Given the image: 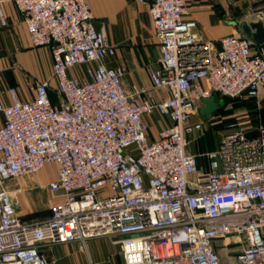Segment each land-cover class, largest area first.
I'll return each instance as SVG.
<instances>
[{"label":"built area","instance_id":"built-area-1","mask_svg":"<svg viewBox=\"0 0 264 264\" xmlns=\"http://www.w3.org/2000/svg\"><path fill=\"white\" fill-rule=\"evenodd\" d=\"M10 1L53 64L32 100L15 88L9 105L0 100V264H51L43 244L86 250L101 237L114 239L125 264H223L220 250L232 246L241 249L230 264H264V125L251 135L233 124L214 150H189L207 130L204 99L258 98L264 45L233 35L216 49L187 18L189 0H133L148 5L160 44L149 73L170 97L156 101L107 65L116 47L88 0ZM155 110L172 125L151 141L146 118ZM49 164L57 177L44 188L60 199L48 217L25 221L10 184Z\"/></svg>","mask_w":264,"mask_h":264},{"label":"crops","instance_id":"crops-1","mask_svg":"<svg viewBox=\"0 0 264 264\" xmlns=\"http://www.w3.org/2000/svg\"><path fill=\"white\" fill-rule=\"evenodd\" d=\"M88 1L95 17V27L103 29L109 42L116 47V56L109 59L107 65L120 66L124 69L123 83L127 88L139 84L147 89V97L156 101L168 99L170 97L168 92L153 87L149 73L151 67L158 66L161 50L148 5L133 0ZM189 3L190 15L187 18L197 21L198 32L216 49L219 48V42L223 37L244 35L243 24L257 22L264 24V0L257 3L250 0H189ZM253 13H262V18L257 19ZM52 64L49 48L33 46L24 15L16 4L10 0H0V100L5 105L11 103L9 88H15L22 100H32L36 85L51 78ZM83 71L84 68L73 69L72 74L80 76ZM253 100L264 104V89L260 91L258 98ZM194 120H197V117ZM146 121L151 141L158 139L160 133L172 125V122L158 110L147 117ZM212 121L213 116L207 117V134L216 129ZM2 123L3 117L0 115V125ZM249 130L251 135H254L257 128ZM215 132L220 142L221 136L223 137L227 130ZM198 141V139L191 141L190 152L202 155L215 149H209L210 144H207V151L200 152ZM199 166L202 170L208 171V159L201 156ZM58 199L60 195H56L52 201L56 202ZM18 212L23 220L29 221L19 208ZM49 215L50 211L44 217ZM86 248L82 250L79 243L55 246L43 244L41 251L51 264H125L120 246L113 238L91 239L87 242Z\"/></svg>","mask_w":264,"mask_h":264},{"label":"rangeland","instance_id":"rangeland-1","mask_svg":"<svg viewBox=\"0 0 264 264\" xmlns=\"http://www.w3.org/2000/svg\"><path fill=\"white\" fill-rule=\"evenodd\" d=\"M213 98L218 105V111L213 115V121L211 122L216 128L215 131L219 130L220 133L225 130L228 131L229 127L233 124H239L251 130L264 124L263 102L253 100L254 98L232 99L218 96H214ZM215 131L207 134L206 130L198 138V143H200L198 151H207V144H210L209 149L218 146V134ZM56 171L57 167L54 164H49L39 173L21 177L10 184V188L13 191L20 189L21 192L22 190L21 193L18 192L15 196L17 207L29 221L42 219L55 203L52 199L56 195L44 188V186L49 181L55 179ZM240 249L237 246H232L230 250H221L222 263L230 264L232 262V255Z\"/></svg>","mask_w":264,"mask_h":264},{"label":"water","instance_id":"water-1","mask_svg":"<svg viewBox=\"0 0 264 264\" xmlns=\"http://www.w3.org/2000/svg\"><path fill=\"white\" fill-rule=\"evenodd\" d=\"M242 31L245 36L254 40L257 46L264 45V24L257 22L253 24H243ZM218 111V105L214 98H208L203 100V108L201 114L206 117H212Z\"/></svg>","mask_w":264,"mask_h":264}]
</instances>
